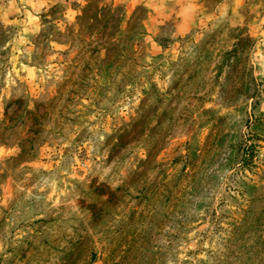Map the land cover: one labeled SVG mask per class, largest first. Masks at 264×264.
Listing matches in <instances>:
<instances>
[{
	"label": "rangeland",
	"instance_id": "1",
	"mask_svg": "<svg viewBox=\"0 0 264 264\" xmlns=\"http://www.w3.org/2000/svg\"><path fill=\"white\" fill-rule=\"evenodd\" d=\"M0 39V264H264V0H0Z\"/></svg>",
	"mask_w": 264,
	"mask_h": 264
},
{
	"label": "trees",
	"instance_id": "2",
	"mask_svg": "<svg viewBox=\"0 0 264 264\" xmlns=\"http://www.w3.org/2000/svg\"><path fill=\"white\" fill-rule=\"evenodd\" d=\"M90 7L91 5H87L86 7L82 8L80 16L77 17L78 20H86L85 23L87 24V28L93 26V25H97L99 23V20L97 18V15L99 12H103V11H99L98 9H95V11L93 13H91V16H88V13L90 11ZM106 13H108V11H106ZM85 27V25H84ZM1 41V39H0Z\"/></svg>",
	"mask_w": 264,
	"mask_h": 264
},
{
	"label": "crops",
	"instance_id": "3",
	"mask_svg": "<svg viewBox=\"0 0 264 264\" xmlns=\"http://www.w3.org/2000/svg\"><path fill=\"white\" fill-rule=\"evenodd\" d=\"M176 11H180V9L179 8H177V10ZM169 18V17H168ZM168 18H166V17H163V21L164 20H167ZM156 19H157V17H156V15L155 16H153V18L150 20V25H153L155 22H157L156 21ZM180 25L181 24H178V26L176 25V27H175V30H176V34H180V32L181 31H179V27H180Z\"/></svg>",
	"mask_w": 264,
	"mask_h": 264
}]
</instances>
